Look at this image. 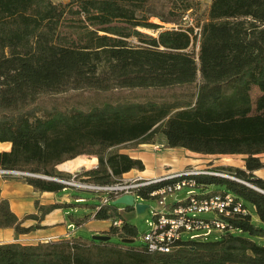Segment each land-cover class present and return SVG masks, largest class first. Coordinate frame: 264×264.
Listing matches in <instances>:
<instances>
[{"label":"trees","instance_id":"16d2710c","mask_svg":"<svg viewBox=\"0 0 264 264\" xmlns=\"http://www.w3.org/2000/svg\"><path fill=\"white\" fill-rule=\"evenodd\" d=\"M148 0H0V169L59 176L56 165L79 154L97 158L86 179L109 182L140 158L107 151L160 131L168 147L198 153L242 154L244 166L218 165L193 174L208 193L229 191L250 212L228 218L235 231L175 242L169 251L132 245L136 225L117 203L94 219L121 218L103 233L118 241L74 235L23 243L0 242V264H264V0H210L193 25L166 27L156 36ZM163 19V18H161ZM195 27H199L194 31ZM134 36L140 44H131ZM197 39V56L189 50ZM164 121L163 125L160 123ZM233 176V177H231ZM39 190H63L54 179L24 175ZM85 179V178H84ZM82 197H75V200ZM98 203H93L94 209ZM57 202H35L40 219ZM248 208V207H247ZM249 210V209H248ZM9 201L0 198V227L24 233Z\"/></svg>","mask_w":264,"mask_h":264},{"label":"built area","instance_id":"2783aa9c","mask_svg":"<svg viewBox=\"0 0 264 264\" xmlns=\"http://www.w3.org/2000/svg\"><path fill=\"white\" fill-rule=\"evenodd\" d=\"M153 147L154 149H159L160 145L154 144ZM95 157L92 158L93 160L91 159L93 162L89 164L91 169L97 166V159ZM191 168L198 167L187 166L181 169L189 170ZM78 170L79 168L66 170L72 172L71 177H51L54 180L62 182L65 187L72 185L81 189H93L99 198V202L93 209V212L99 209L102 204L112 202L114 198L125 193L133 195V204L131 205L133 210L136 202L144 203V200L148 197L157 200L158 208L153 210V220L147 221L149 229L142 233L141 236L144 241L143 245L150 250L166 251L172 249L176 245H169V238H178V241L184 239H207L211 236H219L224 231H235L236 228L230 224L228 218L233 219L249 212L248 208L242 203V200L233 193L229 191L208 193V188L204 191L198 188L195 179L189 177L172 178V170L165 172L169 174V181L160 184L159 187L151 190V192L138 190L137 182L153 179L154 175L147 177L133 173L132 175L113 177L111 181L101 183L74 179L76 174L74 171ZM189 189H197V196H192L185 204H165L166 195H170V193L181 194L184 190ZM77 200L82 199L79 198ZM120 211L123 210L120 209ZM201 213L208 215L201 216ZM110 223L114 226H119L122 224V219L120 217L111 219Z\"/></svg>","mask_w":264,"mask_h":264},{"label":"rangeland","instance_id":"374dc122","mask_svg":"<svg viewBox=\"0 0 264 264\" xmlns=\"http://www.w3.org/2000/svg\"><path fill=\"white\" fill-rule=\"evenodd\" d=\"M53 1H59V0H53ZM60 1H65V0H60ZM210 0H148L147 7L151 10V14H155L150 16L151 21L160 24V26L156 29L153 30L152 28H139V30L143 31L144 33L151 34L153 36H156L157 30L163 29L166 27H185L187 25H193L196 21L201 22L204 17L206 16L207 9L209 6ZM163 18V19H161ZM199 30V27H195L194 31ZM129 43L131 44H140L141 42L136 39V37L131 36L128 38ZM199 49V44L197 39H194L192 44L189 47L190 51H193L195 55L197 56V52ZM164 121L160 123V126L163 125ZM163 133L160 131L155 132L152 136H149L147 138L143 137L139 140H134L126 143H118L117 145H114L110 147L107 151L113 152V151H123V150H130L134 148L138 143L140 142H148L153 144H159L160 148L159 149H154L153 146H151L152 150L156 152H161L168 146L161 143V137ZM180 147H178L179 149ZM168 150H172L169 149ZM77 156H82L84 157L87 162L85 165L80 166L78 171H74L75 177L74 179L76 180H85L88 182H94L92 180L86 179V174H84L85 170L90 169V163L93 162L91 159L94 157V155L91 154H79ZM232 157H238L239 155H229ZM76 158V157H75ZM96 158V157H95ZM226 158V159H225ZM97 159V158H96ZM184 162L190 161L189 165H195L194 167L198 168H214L215 166L222 165L223 163L226 162L228 159L227 155L221 154V155H209L208 157H197L196 159H190L188 156L184 155L183 157ZM93 160V159H92ZM228 161V160H227ZM169 163L171 166L176 163L175 161H170ZM162 163L161 159H158L157 164ZM167 163V162H166ZM187 164L185 167H189ZM168 168V167H167ZM56 171L59 176L63 177H71L72 172L62 170L56 165ZM4 172V171H0ZM15 172V171H14ZM27 172V171H26ZM226 174L225 171H222ZM15 174L19 175H25L21 172H16ZM38 174V173H37ZM41 174V173H39ZM85 178V179H84ZM224 185L221 183H212L209 185V189L211 188H223ZM59 197H63L64 195L69 196V200L71 202L70 205L64 207L65 209V215L68 218V221L73 223V226L69 228L70 233L74 234V236H79V237H86L90 238L95 232V227H107L109 225L108 220H99V221H94L90 224H83L81 223L80 225L77 223V220L74 219H69L70 216H85L88 215L89 213H92L93 208L91 205L93 203H98L99 198L97 196V193L89 189H81L77 188L74 186L67 185L66 187L64 186L63 190H58L56 191ZM82 197V200H75V197ZM168 196V197H167ZM171 196V198L169 197ZM166 200L167 201H172L174 199L173 195H166ZM144 203H146L148 206L144 208L143 211L137 212V211H123L125 214L126 218L128 219L129 222L133 223L136 225L137 228V235L134 237V239L130 242L132 245H142L144 243L142 239V233L147 231L149 229V225L147 221H150L153 219L152 214L153 210L158 208L157 200L155 198H146L144 200ZM120 209H124V204L122 203H117ZM247 207L249 209L251 218L253 219V222L255 224H260L259 219L255 218V210L254 207L251 203L247 202ZM208 214L201 213V216H207ZM106 230V229H105ZM19 236V235H18ZM110 239L112 241H118L119 237L115 235H111ZM40 240H49V239H43V238H37L32 235H20L18 241L23 242V243H34V242H39Z\"/></svg>","mask_w":264,"mask_h":264},{"label":"crops","instance_id":"0c3cea01","mask_svg":"<svg viewBox=\"0 0 264 264\" xmlns=\"http://www.w3.org/2000/svg\"><path fill=\"white\" fill-rule=\"evenodd\" d=\"M0 150H7L10 147V142L0 141ZM166 142L165 136L162 135L161 143ZM151 146L153 144L146 142L138 143L132 149H126L122 152L127 153L131 157L140 158L143 162L144 168L139 170L132 168L124 173L121 176H127L134 174H141L143 176H153L162 174L168 170H178L184 168L187 164H190V161L184 162V155L188 156L190 159H196L199 156L208 157L213 155L211 153H198L195 151L188 150L184 147L175 146L167 147L161 152H156L152 150ZM172 149V150H168ZM221 155V154H216ZM237 155V154H235ZM238 157L228 156V161L226 160L224 165H233L238 167L244 166L243 155L238 154ZM259 158L264 162V152L259 154ZM158 159H161L162 163H158ZM226 159V158H225ZM170 161H175L172 166L169 164ZM167 162V163H166ZM195 166V165H189ZM168 167V168H167ZM16 172H0V198L4 197L9 201V206L11 210L17 215L21 220L22 226H29L34 224H39V227L36 229L30 230L29 232L17 233L13 227H0V242L2 241H11L18 240L20 235H32L34 237L43 238V239H55L58 237L74 235L70 233L69 228L73 226V223L68 221L66 217L64 207L71 204L70 198L68 195L59 197L56 191L48 190H39L34 188L29 184L23 177V175L15 174ZM255 176L258 178L264 179V166L258 167L252 171ZM209 188V186L207 187ZM38 201L39 204L47 205L51 203L62 202L64 205L55 206L48 211H46L40 219L35 218H26L25 214L28 213H38L35 206V202ZM70 203V204H69ZM93 213V211H92ZM92 213H89L85 216H70L69 219L77 220V223L80 225L90 224L94 221L99 220H108L110 225V219H94L92 218ZM255 218L258 219V216L255 214ZM71 219V220H72ZM253 220V219H252ZM107 227H95L98 229L94 230V234L103 233ZM19 235V236H18ZM30 243V242H29Z\"/></svg>","mask_w":264,"mask_h":264},{"label":"bare ground","instance_id":"6f19581e","mask_svg":"<svg viewBox=\"0 0 264 264\" xmlns=\"http://www.w3.org/2000/svg\"><path fill=\"white\" fill-rule=\"evenodd\" d=\"M1 143V142H0ZM229 160V159H227ZM87 160L82 156H76V158L63 160V162L58 163V167L60 169L64 170H75L78 169L80 166L85 165ZM204 172H212L218 175H226L230 176L222 171H211V170H202L200 168H191L189 170L185 169H178V170H172V178H182V177H189L194 179L192 177L193 174L196 173H204ZM233 177V176H231ZM169 181V174L168 173H162L158 175H154L153 179H148L145 181L137 182L138 183V190L144 191V192H151V190L155 189L156 187H159L160 184H163L164 182ZM184 194L180 195L179 193H170V195L174 196V199L172 201H167L165 197V204L166 205H173V204H185V202H188L192 196H197V189H189L184 190ZM171 198V196H169ZM153 217V214H152ZM153 220V219H152ZM178 241V238H169V245H175V242ZM170 250V249H169ZM166 250V251H169Z\"/></svg>","mask_w":264,"mask_h":264},{"label":"water","instance_id":"95a60500","mask_svg":"<svg viewBox=\"0 0 264 264\" xmlns=\"http://www.w3.org/2000/svg\"><path fill=\"white\" fill-rule=\"evenodd\" d=\"M0 170H4V171H7V172H12V171H18V172H21L23 174H26V175H32V176H38V177H42V178H47V179H54L53 177L51 176H48V175H44V174H37V173H31V172H26V171H20V170H6V169H0ZM241 182L259 190L260 192H263L264 193V190L246 182V181H243L241 180ZM184 192H182L180 195H183ZM112 203H122L124 204V206H131L133 204V195L131 193H125V194H121L119 196H117V198H114L112 200ZM147 206L146 203H142V202H136L134 204V211H137V212H141L144 210V208ZM92 238L94 239H108L110 237V235L108 234H105V233H99V234H93L91 236ZM124 241H127V242H131L133 239H130V238H123Z\"/></svg>","mask_w":264,"mask_h":264}]
</instances>
